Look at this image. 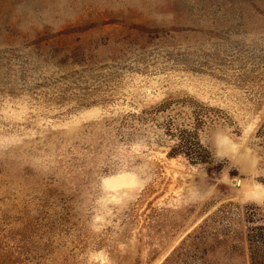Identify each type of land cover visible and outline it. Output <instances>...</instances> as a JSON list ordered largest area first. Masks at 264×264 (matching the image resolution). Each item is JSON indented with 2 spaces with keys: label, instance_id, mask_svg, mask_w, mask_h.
Returning a JSON list of instances; mask_svg holds the SVG:
<instances>
[{
  "label": "rangeland",
  "instance_id": "374dc122",
  "mask_svg": "<svg viewBox=\"0 0 264 264\" xmlns=\"http://www.w3.org/2000/svg\"><path fill=\"white\" fill-rule=\"evenodd\" d=\"M264 0H0V264H252Z\"/></svg>",
  "mask_w": 264,
  "mask_h": 264
},
{
  "label": "trees",
  "instance_id": "16d2710c",
  "mask_svg": "<svg viewBox=\"0 0 264 264\" xmlns=\"http://www.w3.org/2000/svg\"><path fill=\"white\" fill-rule=\"evenodd\" d=\"M251 244L252 264H264V230H261L253 235Z\"/></svg>",
  "mask_w": 264,
  "mask_h": 264
}]
</instances>
